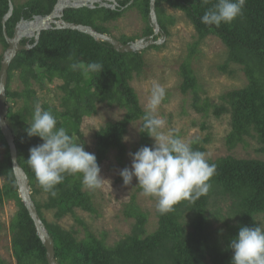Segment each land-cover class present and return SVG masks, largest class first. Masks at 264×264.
Listing matches in <instances>:
<instances>
[{"label": "trees", "instance_id": "obj_1", "mask_svg": "<svg viewBox=\"0 0 264 264\" xmlns=\"http://www.w3.org/2000/svg\"><path fill=\"white\" fill-rule=\"evenodd\" d=\"M13 12L5 27L8 37L20 20L30 21L33 17H45L51 13L57 0H27L16 4L11 0ZM117 1L118 6L95 9H68L63 20L92 28L100 34L110 35L107 24L120 19L128 10H136L145 24L143 36L153 34L149 25V0ZM217 0H156L155 12L161 31L167 35V24L173 19L165 16L162 5L179 11L192 25L197 42L189 48V57L179 67L182 78L179 85L181 94L194 93L193 107L206 113L205 103L199 109L196 95L197 80L190 67V58L196 54L198 44L208 36L219 39L226 49V61L219 70L228 73L230 64L241 67L247 84L240 89L226 91L219 96L220 104L213 108V115L225 113L230 116V131L224 138L229 149L243 144L246 137L255 139L264 153V0H245L242 15L230 24L221 23L219 27L201 23V17ZM8 11L7 0H0V44L6 49L1 20ZM157 38V37H155ZM154 38V39H155ZM122 44L135 41V38H117ZM26 40L21 41L24 45ZM30 45L34 40H30ZM150 49H159L151 46ZM145 51V50H144ZM140 53H117L106 42L96 41L91 36L72 30L48 29L40 33L39 40L29 50L17 53L8 69L5 89L8 102L22 101L18 110L7 109L6 121L14 135L19 166L27 175L31 188V198L37 213L44 224L54 246L57 264H231V240L238 234L241 226H257L258 215H264V162L254 159H236L231 156L219 158L209 163L216 164V172L209 181L210 189L196 201H182L173 210L160 214L157 211V228L151 234L145 233L146 217L134 211L130 203L128 215L135 217L131 233L112 247L104 239L96 237L85 225L84 236L78 239L75 232L63 229L57 221L65 216L75 218V210L96 214L92 197L83 190L81 178L65 175L64 181L57 185V195L45 193L37 183L34 173L27 165L29 149L41 144L39 137L29 138L26 134L32 122L34 107L38 104L32 83L49 84L59 80L58 90L62 93L60 109L48 104L40 105L42 110L50 111L57 128H64L72 138L82 134L79 126L84 116L95 112L97 104L118 106L125 111L123 118L115 123H107L96 133L95 156L100 166L110 151L116 152V161L122 165L126 149L122 138L129 124L141 122L139 147H152V140L142 129L144 112L138 98L130 86L133 77L140 75L144 61ZM73 60H69V57ZM72 62L87 64L100 62L104 66L101 73L85 75L83 70H71ZM14 73L23 85V90L12 91L10 84ZM231 74V71H229ZM142 131V132H141ZM0 141L5 148V156L0 162V176L4 184L0 187V206L5 201H13L16 211L9 224L10 244L15 264H47L45 249L39 240L34 224L18 197V188L12 172L8 147L0 132ZM206 140L196 139L190 143L194 150L204 152ZM139 148V149H140ZM137 192H141L138 187ZM44 195L39 203L35 196ZM225 197L230 201L229 217L222 220L223 228L212 230L208 217V207L218 206L217 200ZM132 199L134 197L132 196ZM44 212H51L55 222H48ZM215 216L220 220L219 212ZM260 226V225H259ZM0 264H7L0 259Z\"/></svg>", "mask_w": 264, "mask_h": 264}, {"label": "rangeland", "instance_id": "obj_2", "mask_svg": "<svg viewBox=\"0 0 264 264\" xmlns=\"http://www.w3.org/2000/svg\"><path fill=\"white\" fill-rule=\"evenodd\" d=\"M27 0H16L20 5ZM165 16L173 19L172 24H167V35L162 39L159 49L146 48L142 54L144 66L142 73L134 76L130 82L141 109L148 111V102L154 85H159L164 89L165 96L157 108L155 115L165 121L162 132L172 134L182 138L186 143H191L196 139L206 140L204 153L207 158L215 161L219 158L231 156L236 159H254L264 162V153L260 150L261 145L253 138L246 137L243 144L229 149L225 145L224 138L230 131V116L225 113L219 117L213 115V108L220 104L219 96L232 89L243 88L247 84L246 77L238 65L230 64L228 73L219 70L226 61V49L222 42L213 36H208L198 44L196 54L190 58V67L197 80L196 95L198 98L197 107L200 109L205 103L209 110L206 113L198 112L194 109V93L181 94L179 85L182 78L179 76V67L189 56V48L197 42V35L189 21L179 11L170 9L167 5H162ZM111 37L119 39L122 36L143 38L144 22L136 10H128L120 19L107 24ZM157 37V38H155ZM159 40L160 36H154ZM156 46V45H155ZM5 52V48L0 44V62ZM231 71V74H229ZM61 84L59 80H54L49 84L32 83L31 89L35 92L38 104H48L51 107L60 109V98L62 93L58 90ZM10 89L12 91H22L23 85L14 73ZM22 106L21 100L8 102L7 109L18 110ZM125 111L118 106H108L100 103L96 105L95 112L90 116H84L79 126L82 134V143L79 138H73L77 144H83L85 151L95 155L96 133L107 123L120 121ZM141 122L129 124L122 138V143L126 149V157L123 164L116 161V152L110 151L100 164V177L103 182L95 190H83L92 197L97 213L90 214L79 209L75 210V218L65 216L57 221L63 229L75 232L78 239L83 238L85 225L86 229L96 237L104 239L108 247L125 238L131 233L135 224V217L129 216L130 203L134 205V211H139L146 217L145 233L151 234L157 228V208L156 201L150 197H144L141 192H137L138 181L133 178L130 185H125L120 171L124 168H131V153L139 150V131ZM152 144L154 140L151 138ZM5 156V148L0 141V162ZM4 184V178L0 176V187ZM132 196L134 199H132ZM36 200L43 203L46 199L44 195H36ZM218 206L208 207V217L212 230L223 228L222 220L229 217L231 212L230 201L222 197L217 200ZM16 211L13 201H5L0 206V259L7 264H15L12 257L9 224ZM219 212L221 217L215 221ZM48 222H55L51 212H44ZM257 220L260 226H264V215H258Z\"/></svg>", "mask_w": 264, "mask_h": 264}, {"label": "clouds", "instance_id": "obj_3", "mask_svg": "<svg viewBox=\"0 0 264 264\" xmlns=\"http://www.w3.org/2000/svg\"><path fill=\"white\" fill-rule=\"evenodd\" d=\"M244 5L245 0H217L200 18L201 23L216 27L221 23L230 24L242 15ZM69 67L73 71L83 70L85 75L104 70L100 62H72ZM164 96V89L154 85L148 111L143 117L142 129L154 140L153 146L131 153V168L120 171L125 185H130L136 178L141 195L155 199L157 211L162 215L182 201L194 202L206 194L217 167L209 163L204 152L194 150L180 137L161 131L165 121L155 113ZM56 125L54 115L36 104L26 134L29 138L39 137L43 142L29 149L26 163L39 186L55 197L56 186L64 181L65 175H72L81 178L85 189L99 188L105 181L100 177L96 156L85 151L83 144L75 143L64 128ZM230 248L233 253L231 264H264V226H241L231 240Z\"/></svg>", "mask_w": 264, "mask_h": 264}, {"label": "water", "instance_id": "obj_4", "mask_svg": "<svg viewBox=\"0 0 264 264\" xmlns=\"http://www.w3.org/2000/svg\"><path fill=\"white\" fill-rule=\"evenodd\" d=\"M117 1L121 0H57L50 14L45 17H33L30 21L20 20L14 27L12 36L8 37L5 24L12 15L13 4L11 0H7L8 11L1 20L2 33L7 48L5 49L0 62V93H2L0 94V132L8 147L11 168L18 188V197L32 220L36 234L45 249L47 264H57L54 256L53 242L42 223L31 198V188L29 186L28 178L24 170L18 164L14 135L6 121L7 107L5 89L7 85L8 69L17 53L22 50H29L35 46L39 40L40 33L48 29L78 31L91 36L96 41L106 42L117 53H140L146 48L161 44L165 35L162 34L157 22L155 12L156 0H149V25L153 31L152 36L143 37L128 44H122L109 35L97 33L90 27L72 24L63 20L65 10H76L81 8L95 9L96 7L114 10L118 6ZM133 1L134 0H130L125 7L130 6ZM154 36H160V39L154 40ZM32 39L34 40L33 45H30L29 43H25L24 45L20 44L22 40L29 42Z\"/></svg>", "mask_w": 264, "mask_h": 264}, {"label": "flooded vegetation", "instance_id": "obj_5", "mask_svg": "<svg viewBox=\"0 0 264 264\" xmlns=\"http://www.w3.org/2000/svg\"><path fill=\"white\" fill-rule=\"evenodd\" d=\"M117 4H118V3H117ZM29 42H30V41H29ZM29 42L26 41V43H29Z\"/></svg>", "mask_w": 264, "mask_h": 264}]
</instances>
